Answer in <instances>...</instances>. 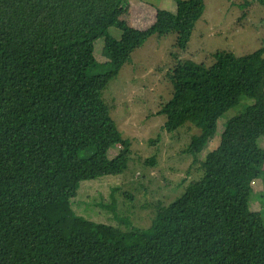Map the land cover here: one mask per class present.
<instances>
[{
    "label": "trees",
    "instance_id": "16d2710c",
    "mask_svg": "<svg viewBox=\"0 0 264 264\" xmlns=\"http://www.w3.org/2000/svg\"><path fill=\"white\" fill-rule=\"evenodd\" d=\"M175 1V14L157 9L139 30L117 19L126 0H0V264H264L263 216L250 209L264 175V46L217 51L211 65L181 60L168 73L172 97L157 114L168 133L187 123L200 130L194 157L243 96L255 102L227 122L202 177L152 205L148 228L117 220L116 194L134 199L123 188L97 203L101 215L78 200L83 183L127 173L132 161L102 98L101 70L118 76L153 36L176 34L185 52L205 0ZM100 39L105 63L95 57ZM104 146L120 151L110 157Z\"/></svg>",
    "mask_w": 264,
    "mask_h": 264
},
{
    "label": "rangeland",
    "instance_id": "374dc122",
    "mask_svg": "<svg viewBox=\"0 0 264 264\" xmlns=\"http://www.w3.org/2000/svg\"><path fill=\"white\" fill-rule=\"evenodd\" d=\"M157 9L175 14L176 1L126 0L117 19L128 27L144 30L154 23ZM109 32L120 40V29L113 27ZM175 43L176 34L153 36L135 50L131 62L118 76L111 78L113 67L105 66L98 78L101 84L108 82L102 98L123 138L131 141L132 161L127 173L83 183L85 186L79 191L78 200L82 208L101 215L104 211L96 206L97 203L112 201L116 188L130 191L133 201L116 194L120 208L117 220L125 229L148 228L152 205L161 200L169 202L182 194L189 182L200 179L201 161L218 147L227 122L255 102L243 96L238 105L229 109L219 119L214 138L196 157L188 150L193 136L199 135L200 130L187 123L168 133L164 129L166 117L157 114L160 105L172 97L173 86L168 73L179 61L193 60L211 65L212 55L217 51L244 56L264 46V0H205L204 14L195 25L187 50L179 51ZM103 47L104 40H98L95 57L100 63L108 61ZM259 146L264 149V138L259 139ZM102 151H107L111 157L120 147L107 149L104 146ZM152 157L155 158L153 166L147 164ZM250 209L261 212L264 221V175L253 183Z\"/></svg>",
    "mask_w": 264,
    "mask_h": 264
},
{
    "label": "crops",
    "instance_id": "0c3cea01",
    "mask_svg": "<svg viewBox=\"0 0 264 264\" xmlns=\"http://www.w3.org/2000/svg\"><path fill=\"white\" fill-rule=\"evenodd\" d=\"M157 11V10H156ZM154 13H156V12H154Z\"/></svg>",
    "mask_w": 264,
    "mask_h": 264
}]
</instances>
